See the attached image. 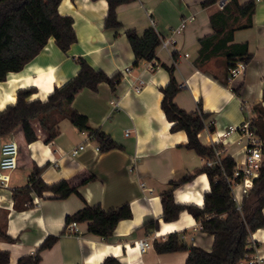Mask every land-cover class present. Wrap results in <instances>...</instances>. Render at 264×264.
<instances>
[{
  "label": "crops",
  "instance_id": "0c3cea01",
  "mask_svg": "<svg viewBox=\"0 0 264 264\" xmlns=\"http://www.w3.org/2000/svg\"><path fill=\"white\" fill-rule=\"evenodd\" d=\"M202 1L123 2L116 7L122 26L107 29L104 27L106 0H61L58 10L72 16L76 41L63 52L50 37L23 69L9 72L6 80L0 82V108H3L15 101L20 87L35 86L36 92L30 98L45 99L55 85L61 86L75 75L77 56L86 58L108 75L122 73L115 92L107 82H100L97 90L83 88L72 100V107L86 115L91 126L108 133L120 148L99 151L92 136L78 130L66 118L60 119L59 132L50 141H46L48 134L37 118L30 120L36 134L31 142L25 140L20 129L0 135V146L9 138L18 143L17 166L10 174L8 185L0 187V223L16 239L10 242L0 237V249L9 252L8 264H17L21 256L34 253L47 235L58 238L41 251L38 264H100L106 255H114L124 264H186L187 250L158 253L152 245L141 253L134 246L137 239H162L172 231L187 244L211 248L213 236L202 231L200 223L187 211H181L174 221L164 222L160 218V193L169 187V182L206 163L194 150L184 146L187 140L184 130L169 129L171 123L160 106V87L168 82L169 73L161 63L171 65L173 53H177L174 75L182 87L174 102L192 111L200 101L203 110L210 113L205 119L210 129L203 128L198 133L200 142L212 145L219 136L225 148L224 156L240 160L242 142L236 128L250 115L253 104L264 105V0H256L252 26L234 32V41L248 43L252 58L245 63L242 74L227 83L194 65L199 39L213 31L209 15L219 7L218 3L204 7ZM189 15L194 18L180 32L170 33V28ZM150 26L162 39L170 38L169 44L163 46L160 42L156 47V65L151 67L145 60L134 65L125 30L133 28L142 35ZM126 68L129 71L124 73ZM214 71L220 74L221 66H216ZM36 80L41 86L35 84ZM139 81L142 84L137 92L134 85ZM240 82L243 86L237 95L232 88ZM79 144L84 147L72 155V148ZM34 166H43L41 178L45 182L65 179L78 193L64 198L52 197L49 191L42 196L31 193L33 205L16 209L12 190L28 184ZM208 190L206 174L198 173L176 187L173 194L176 202L202 206ZM87 203H98L103 208L128 203L132 216L118 221L108 239L88 232L87 222H79L77 235L61 233L66 216ZM151 219H158L159 225L146 230L143 224ZM167 226L171 228L165 230ZM259 229L264 228L256 231ZM256 231L249 236L255 240L257 249L252 252L264 256L263 231L254 236Z\"/></svg>",
  "mask_w": 264,
  "mask_h": 264
},
{
  "label": "trees",
  "instance_id": "16d2710c",
  "mask_svg": "<svg viewBox=\"0 0 264 264\" xmlns=\"http://www.w3.org/2000/svg\"><path fill=\"white\" fill-rule=\"evenodd\" d=\"M61 0H0V82L6 80L9 72L20 71L36 56L50 37L54 38L58 48L67 52L70 45L77 39L73 27V18L69 14H61L58 5ZM107 11L104 17V27L117 29L122 26L117 18L116 7L131 0H106ZM218 0H203L201 5L206 7L216 4ZM256 0H226L209 15L213 29L199 39L197 56L194 65L209 70L216 78L228 82L230 68L237 62L247 63L252 58L246 41L236 42L233 35L237 29L248 28L253 24V14ZM125 35L134 55L133 64L139 61L156 60V47L161 42L159 33L153 26L148 27L142 35L135 29L125 30ZM177 53H173L171 65L161 63L169 73L168 82L160 87L162 98L160 106L166 119L171 123L170 131L184 130L187 140L184 146L194 150L196 154L207 160H215V145L200 142L198 133L205 126V119L210 115L204 111L201 102H197L195 110L186 111L174 102V96L182 85L174 75ZM78 69L74 76L61 86H54L45 99L30 98L36 92L35 86L20 87L16 90L15 101L0 108V135H10L17 129L22 130L27 142L36 139V134L30 120L37 118L40 126L47 132L46 141L52 140L59 132L60 119L66 118L80 131L88 132L96 141L99 151L120 148L112 137L89 124L86 115L72 107L76 93L83 88L97 90L100 82H107L112 92L116 91L122 73L108 75L100 68L93 67L86 58L75 57ZM221 66V73L214 71ZM243 83L240 82L232 89L239 95ZM264 101V80L262 87ZM250 127L260 138L264 139V105L257 102L250 111ZM264 153V146L262 149ZM235 165L234 159L225 155L212 165L205 163L191 173L177 180H171L169 187L160 193L162 206L161 219L164 222L174 221L181 211L190 213L201 225V230L213 236L209 250L195 244H187L176 231L167 233L165 238H154L152 245L156 252L165 253L187 250L186 264H244L246 254L252 252L249 247V236L258 228H264V159L258 176L247 196L243 198L238 208L232 198L228 177L231 176ZM43 166H34L27 185L12 190L13 205L16 209H25L33 205L31 193L42 196L49 191L52 197L64 198L73 192L75 187L65 179L47 183L41 178ZM205 173L209 182V190L204 193L203 205L189 202H176L174 189L190 181L195 174ZM132 211L128 203L120 206L103 208L100 204H85L83 207L68 214L67 224L75 220L87 222V230L104 239H108L121 219L130 218ZM158 219L148 220L143 227L157 228ZM0 237L13 242L16 239L7 234L4 224L0 223ZM58 235H47L32 254L21 256L17 264H38L41 251L56 241ZM9 252L0 249V264H8ZM100 264H124L114 255H106Z\"/></svg>",
  "mask_w": 264,
  "mask_h": 264
},
{
  "label": "built area",
  "instance_id": "2783aa9c",
  "mask_svg": "<svg viewBox=\"0 0 264 264\" xmlns=\"http://www.w3.org/2000/svg\"><path fill=\"white\" fill-rule=\"evenodd\" d=\"M226 0H218L219 7H222ZM194 18L193 15H189L181 19L179 25L170 28V33L180 32L186 25L188 21ZM153 24V20H150ZM170 38H161V43L163 46L169 44ZM148 65L151 67L156 65V61H148ZM244 63L237 62L234 67L230 68V75L228 80H232L242 74ZM129 71L126 68L124 73ZM142 81L134 85V89L138 92L141 89ZM205 129H210L208 126H204ZM231 129V128H230ZM239 133V141L242 142V158L240 160H234L235 165L231 176H229L228 183L230 186L232 198L235 201L237 207L239 208L242 204L243 198L247 196L250 189L253 186L254 179L258 176L263 159L264 153L262 151L264 146V139L260 138L250 127V115L246 120L240 124L237 128ZM126 134L129 133L128 130L125 131ZM218 139L216 143L218 147H215V160H207L208 165H212L219 161L225 154V148L220 143ZM83 144H79L72 148L71 154L76 155L82 148ZM17 156H18V143L9 138L5 140L0 146V187L7 186L10 181V174L17 166ZM231 156V155H229ZM232 157V156H231ZM233 158V157H232ZM234 159V158H233ZM66 231L68 234H79V222L72 220L67 224ZM135 248L143 253L152 246V238L137 239L134 241ZM249 247L256 249L255 240L249 239ZM257 250V249H256ZM244 264H264V256L258 252H250L246 254L242 260Z\"/></svg>",
  "mask_w": 264,
  "mask_h": 264
},
{
  "label": "bare ground",
  "instance_id": "6f19581e",
  "mask_svg": "<svg viewBox=\"0 0 264 264\" xmlns=\"http://www.w3.org/2000/svg\"><path fill=\"white\" fill-rule=\"evenodd\" d=\"M12 81H14V80H12ZM42 82V81H41ZM35 84H40L37 80L35 81ZM40 86H41V84H40ZM43 90V89H42ZM45 90L46 91H48V88H45ZM9 98L10 99H12L11 98V96H9ZM169 228H171V227H169V226H167L166 228H165V230H167V229H169ZM263 231V237H264V229H259L258 231H256L255 233H254V236H257L258 234H259V232H262Z\"/></svg>",
  "mask_w": 264,
  "mask_h": 264
},
{
  "label": "rangeland",
  "instance_id": "374dc122",
  "mask_svg": "<svg viewBox=\"0 0 264 264\" xmlns=\"http://www.w3.org/2000/svg\"><path fill=\"white\" fill-rule=\"evenodd\" d=\"M260 244H262V243H260Z\"/></svg>",
  "mask_w": 264,
  "mask_h": 264
}]
</instances>
